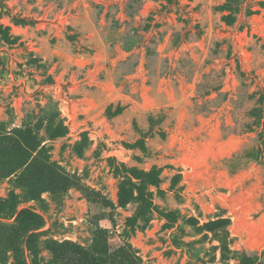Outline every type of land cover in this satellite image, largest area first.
Returning a JSON list of instances; mask_svg holds the SVG:
<instances>
[{"label":"rangeland","instance_id":"374dc122","mask_svg":"<svg viewBox=\"0 0 264 264\" xmlns=\"http://www.w3.org/2000/svg\"><path fill=\"white\" fill-rule=\"evenodd\" d=\"M0 24V264H264V0H0Z\"/></svg>","mask_w":264,"mask_h":264},{"label":"trees","instance_id":"16d2710c","mask_svg":"<svg viewBox=\"0 0 264 264\" xmlns=\"http://www.w3.org/2000/svg\"><path fill=\"white\" fill-rule=\"evenodd\" d=\"M0 38L8 43V44H13L14 43V38H12V36L9 33V28L6 26H3L2 24H0ZM25 162H23L20 166H18L17 168H14L8 172H6L7 174L5 176H9L10 174H13L15 171H17L20 167H22L24 165ZM25 170H23L24 172ZM7 204H8V208L6 209V212L9 215V212L14 214L15 213V195L11 194L8 199H7ZM20 218H26L29 221L32 222H36L37 223V228H41L42 225V218L40 215H38L37 213L33 212V211H29L28 209H21L17 212V219ZM128 221L132 222V218H130ZM217 222L219 223H224L225 222V218H221L218 219ZM42 232H39V234H35V233H31L29 234L27 240H26V244L28 245V239L32 238V237H38L39 235H41ZM55 244V242H53ZM60 245H69V242L67 240L59 243ZM69 246L75 247L76 248V255H78V258L73 259L72 258V262H76V264H90L91 263V257H89L87 255V253L85 252L84 249H82L80 246H73L71 243ZM222 246V245H221ZM222 249H226L227 247H221ZM121 256L123 257L124 261H126V264H139L138 262V257L136 255H134L132 253V250L130 249V246L127 244H123L122 248H121ZM44 258L40 257L34 260V264H44Z\"/></svg>","mask_w":264,"mask_h":264}]
</instances>
